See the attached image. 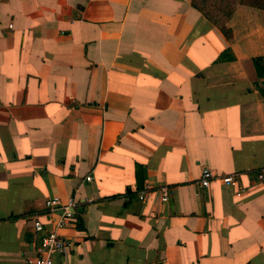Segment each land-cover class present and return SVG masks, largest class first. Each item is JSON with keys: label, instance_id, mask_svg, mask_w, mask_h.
Wrapping results in <instances>:
<instances>
[{"label": "crops", "instance_id": "0c3cea01", "mask_svg": "<svg viewBox=\"0 0 264 264\" xmlns=\"http://www.w3.org/2000/svg\"><path fill=\"white\" fill-rule=\"evenodd\" d=\"M192 2L0 0V264L51 197L77 205L52 264H264V0L228 39Z\"/></svg>", "mask_w": 264, "mask_h": 264}, {"label": "built area", "instance_id": "2783aa9c", "mask_svg": "<svg viewBox=\"0 0 264 264\" xmlns=\"http://www.w3.org/2000/svg\"><path fill=\"white\" fill-rule=\"evenodd\" d=\"M255 176L264 183V168L255 172ZM86 180L89 181L90 177H87ZM214 180H218L230 188L236 185L235 175L219 176L209 168H202L198 185L208 187ZM158 192L161 201L167 202L168 187L162 186L158 188ZM76 206V200L72 198L62 202L58 197H51L45 201V215L49 218L52 227L47 228L38 217L34 219L33 227L38 241L34 245L33 254L25 256L24 264H52L53 253L63 254L72 247L71 242L66 241L60 231L74 226ZM55 214L57 217H54Z\"/></svg>", "mask_w": 264, "mask_h": 264}, {"label": "trees", "instance_id": "16d2710c", "mask_svg": "<svg viewBox=\"0 0 264 264\" xmlns=\"http://www.w3.org/2000/svg\"><path fill=\"white\" fill-rule=\"evenodd\" d=\"M209 0H193L192 5L197 9L203 16H205L211 23H213L216 28L223 33V35L228 39L230 38L231 32L225 27L226 22L229 20L233 6L237 0H234L231 3H224L223 7H217L214 4H207ZM209 6L206 9L204 6Z\"/></svg>", "mask_w": 264, "mask_h": 264}, {"label": "rangeland", "instance_id": "374dc122", "mask_svg": "<svg viewBox=\"0 0 264 264\" xmlns=\"http://www.w3.org/2000/svg\"><path fill=\"white\" fill-rule=\"evenodd\" d=\"M234 0H209L208 2H207V4H214V5H217V7L219 6V7H223L224 5V3H231V2H233ZM206 9H208L207 7H209V6H204Z\"/></svg>", "mask_w": 264, "mask_h": 264}]
</instances>
